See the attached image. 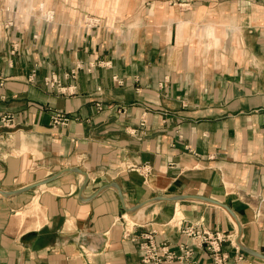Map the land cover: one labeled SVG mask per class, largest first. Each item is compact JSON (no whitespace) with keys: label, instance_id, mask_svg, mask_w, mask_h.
<instances>
[{"label":"crops","instance_id":"1","mask_svg":"<svg viewBox=\"0 0 264 264\" xmlns=\"http://www.w3.org/2000/svg\"><path fill=\"white\" fill-rule=\"evenodd\" d=\"M56 174L0 194V264H215L191 226L264 264L151 201L264 255V0H0V190Z\"/></svg>","mask_w":264,"mask_h":264},{"label":"built area","instance_id":"2","mask_svg":"<svg viewBox=\"0 0 264 264\" xmlns=\"http://www.w3.org/2000/svg\"><path fill=\"white\" fill-rule=\"evenodd\" d=\"M44 8L43 5L40 6L39 10ZM45 19L50 21L53 19L52 14L49 13L45 15ZM97 22V21H96ZM57 84L60 87V83L53 79L52 85ZM69 94H74V91H70ZM99 106V105H98ZM69 119L64 117L61 114H57L53 118V123L55 125H66ZM145 121L142 122V125H145ZM201 222V221H200ZM189 236L194 237L197 240V243L201 245H206L208 251L212 255L215 264H225L227 256L222 252V244L230 239V236H227L221 232H212L206 229L196 231L192 226L183 230ZM130 233L126 234L127 237H131L132 241L138 243L139 248L142 250V261L145 264H164L168 261L177 260L179 263L187 262L188 264H197L196 261H193L191 258L194 254L193 249L188 245H181V256H176L173 252L169 250V245L164 242H158L157 234L155 232L143 233L140 237L131 236ZM191 259V260H190ZM240 260L243 259L241 256Z\"/></svg>","mask_w":264,"mask_h":264},{"label":"water","instance_id":"3","mask_svg":"<svg viewBox=\"0 0 264 264\" xmlns=\"http://www.w3.org/2000/svg\"><path fill=\"white\" fill-rule=\"evenodd\" d=\"M66 171H78V172L84 174V175L86 176V181H85V182L87 183V181H88V179H87V174L84 173L83 171H81V170H79V169H76V168H74V169H68V170H66ZM60 175H61V174H56V175L52 176V177L49 178V179H46V180L41 181V182H39V183H36V184L30 185V186H28V187H25V188H23V189L16 190V191H13V192H5V191L0 190V194H2V195H4V196H7V197H8V196H13V195L20 194V193H23V192H27V191H29V190H32V189L38 187V186H41V185H44V184H48V183H50L51 181H53L54 179H56V178L59 177ZM86 183H85V184H86ZM85 184L83 185L82 190L85 188ZM108 187H116V188L119 190V187H118L115 183H112V184L105 185L104 187H102V188L99 190L98 193H100L101 191H103L104 189H106V188H108ZM82 190H81V191H82ZM119 193H120V197H121L122 201H124V198H123V196H122L120 190H119ZM186 198H196V199L204 200V201H206V202H209V203H212V204L218 205V206H220V207L226 209V210L231 214V216L235 219V221H236V223H237V225H238V241H237V245L240 247V249H242L243 251H245L246 253H248V254H250V255H253V256L258 257V258H261V259H264V255H262V254H260V253H258V252H255V251H253V250L247 248L246 246H244V245L240 242V237H241V235H242V227H241V224H240V222L238 221V219H237L236 215L234 214V212H233V211H232L227 205L222 204V203H220V202H218V201H214V200L209 199V198L196 197V196H174V197H168V196H165V197H164V196H162V197H157V198H155V199H153V200H151V201H160V200H181V199H186ZM151 201H148V202L142 203V204L138 205V206L135 207V208H131V209L127 208L126 210H127V212L131 213V212H133L134 210L138 209L139 207H142V206L146 205L147 203H149V202H151Z\"/></svg>","mask_w":264,"mask_h":264},{"label":"bare ground","instance_id":"4","mask_svg":"<svg viewBox=\"0 0 264 264\" xmlns=\"http://www.w3.org/2000/svg\"><path fill=\"white\" fill-rule=\"evenodd\" d=\"M228 212V211H227ZM234 222V221H233ZM235 223V222H234ZM238 232V231H237ZM238 235V234H237ZM238 241V240H237Z\"/></svg>","mask_w":264,"mask_h":264}]
</instances>
